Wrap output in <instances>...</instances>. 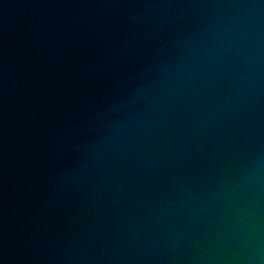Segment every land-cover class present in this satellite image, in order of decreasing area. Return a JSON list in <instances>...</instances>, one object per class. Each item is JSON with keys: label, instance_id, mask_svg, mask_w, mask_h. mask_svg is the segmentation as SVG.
Masks as SVG:
<instances>
[{"label": "water", "instance_id": "water-1", "mask_svg": "<svg viewBox=\"0 0 264 264\" xmlns=\"http://www.w3.org/2000/svg\"><path fill=\"white\" fill-rule=\"evenodd\" d=\"M0 264H264V0H0Z\"/></svg>", "mask_w": 264, "mask_h": 264}]
</instances>
